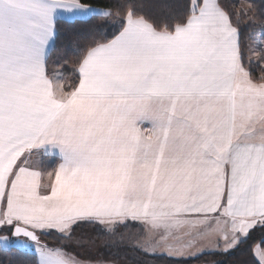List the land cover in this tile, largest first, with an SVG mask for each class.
<instances>
[{
  "label": "snow or ice",
  "instance_id": "obj_1",
  "mask_svg": "<svg viewBox=\"0 0 264 264\" xmlns=\"http://www.w3.org/2000/svg\"><path fill=\"white\" fill-rule=\"evenodd\" d=\"M123 7L0 0L4 253L85 264L41 235L55 231L63 244L81 224L115 235L139 222L159 236L142 251L186 259L228 252L264 228V75L246 67L241 12L223 0H187L157 26L139 0ZM113 16L110 38L114 23L105 19L74 49L76 67L50 68L61 22ZM34 153L50 158V170L33 164ZM213 235L222 247L198 246ZM254 252L264 264V249Z\"/></svg>",
  "mask_w": 264,
  "mask_h": 264
},
{
  "label": "trees",
  "instance_id": "obj_2",
  "mask_svg": "<svg viewBox=\"0 0 264 264\" xmlns=\"http://www.w3.org/2000/svg\"><path fill=\"white\" fill-rule=\"evenodd\" d=\"M89 2V0H82ZM100 6L111 7L114 11L119 10L122 14L125 11L124 5L127 0H94ZM187 0H139L143 5L144 13L156 22L157 26L170 24L174 15L180 11L179 6ZM226 6H235L241 12L239 19L242 21L237 26L240 29L241 51L245 56L246 67L252 72L253 77L258 79L264 75V60L248 63L251 48L257 44V36L264 40V0H223ZM253 5L254 9H249L247 15L243 9H248ZM249 17L255 20L252 22ZM105 19H111L114 26L109 27V38L111 33L118 27L117 17L96 18L87 24H73L61 22L59 24V36L56 47L49 60L50 67L56 61L67 60L71 68L76 67L77 54L75 48L87 44L91 38V27L94 24L103 25ZM233 16V22H236ZM260 57H264V45L259 48ZM68 76L70 83H75L74 76L69 67L58 68ZM144 226L139 222H129L127 227L120 226L115 235L104 232L99 225L81 224L74 228L73 241L61 243L60 235L53 231L48 235H41V240L49 246H62L69 253L84 255L87 251L90 258L115 261L116 264H260L254 248L259 245L264 249V228L256 227L250 231L248 239L228 252L214 251L204 252L202 255L188 258H172L167 255L149 254L142 251L137 241L143 236ZM39 234V233H38ZM123 236V240L120 237ZM11 257L16 264H32L35 257L23 252L13 251L4 253L0 250V264H4L5 258Z\"/></svg>",
  "mask_w": 264,
  "mask_h": 264
},
{
  "label": "rangeland",
  "instance_id": "obj_3",
  "mask_svg": "<svg viewBox=\"0 0 264 264\" xmlns=\"http://www.w3.org/2000/svg\"><path fill=\"white\" fill-rule=\"evenodd\" d=\"M257 44H256V46H254V47H252L251 48V54H250V58H251V60L252 61H258V59H259V57L257 56V55H254V53H259V56H260V52H259V48L260 47H262L263 45H264V43H262V42H264V40L261 38V36H257ZM51 67H57V65H56V63H53V65L51 66ZM143 233H144V231H143ZM146 233H148V232H146ZM146 233H144L143 234V238L144 239H148L149 238V235L150 234H146ZM215 236V235H214ZM216 237V236H215ZM153 237H151V239L149 240V242L147 243L148 244V246H147V244H146V246L147 247H149V245H151V244H153V243H155V240H157V239H159V236H155L153 239H152ZM212 238H214L213 236L209 239V240H206V241H202L201 242V245H198V246H203V247H212L214 244H216L218 241L215 239V240H212L211 241V239ZM142 240V238L139 240V241H137V245H139V247L141 248V244L139 243L140 241ZM144 248H146L144 245H142ZM222 247V246H221ZM261 248V247H260ZM262 249V248H261ZM192 251H195V249H192ZM84 255H82V256H80V255H77L76 253L74 254V256L76 257V258H78L79 260H81V261H83V262H85V264H97V262H101V261H106V260H102V259H96V260H94V259H92V258H90L91 256L89 255V253H87V251H84V253H83ZM196 256H198V255H196ZM258 258V257H257ZM259 259V258H258ZM108 261H110V260H108ZM204 264H205V262H204Z\"/></svg>",
  "mask_w": 264,
  "mask_h": 264
},
{
  "label": "crops",
  "instance_id": "obj_4",
  "mask_svg": "<svg viewBox=\"0 0 264 264\" xmlns=\"http://www.w3.org/2000/svg\"><path fill=\"white\" fill-rule=\"evenodd\" d=\"M51 68V67H50ZM51 74V73H50ZM148 125L146 124L145 125V127H147ZM50 158L49 157H42L41 155H39V154H33V156H32V162H33V164L35 165V166H37V167H40L42 170L43 169H45V168H47V169H49L50 170V168H51V165L48 163V160H49ZM43 161V163H41ZM144 226V225H143ZM146 232H148V233H146ZM144 233H146V234H150L149 235V238L148 239H144L143 237H142V240L139 242L140 244H141V246L142 245H144L146 248H147V246H148V242H149V240L151 239V237H155V236H158V235H154V234H152L151 233V231L150 230H148L147 229V226H144ZM213 237L214 238H212L211 239V241L212 240H217L220 244H221V246L223 245V242L222 241H219L218 240V237L216 236H214L213 235ZM152 238V239H153ZM186 239H188V237H185V240ZM147 244V246H146V244Z\"/></svg>",
  "mask_w": 264,
  "mask_h": 264
}]
</instances>
